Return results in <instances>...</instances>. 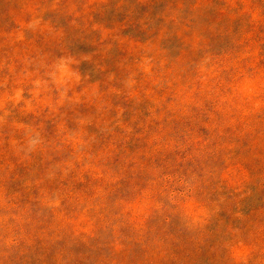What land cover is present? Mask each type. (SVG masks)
I'll use <instances>...</instances> for the list:
<instances>
[{
	"label": "rangeland",
	"instance_id": "1",
	"mask_svg": "<svg viewBox=\"0 0 264 264\" xmlns=\"http://www.w3.org/2000/svg\"><path fill=\"white\" fill-rule=\"evenodd\" d=\"M34 18L41 24L28 28ZM21 32L24 39L18 40ZM149 42L175 61L181 83L148 91L151 85L138 78L136 94L130 95L125 81ZM204 57L210 58L207 79L193 73ZM68 58L81 79L65 86L61 102L65 88L57 89L50 73ZM260 72L264 0H0V100L23 90L18 103L7 100L0 110V116L8 113L0 124V189L17 208L28 210L33 225L27 231L32 233L55 228L40 220L51 216L40 205L41 190L87 193L98 187L102 196L76 221L71 218L79 201L65 202L59 220L68 223L67 230H150L152 216L170 223L172 230H188L164 197L174 186L150 177L160 171L182 173L172 162L178 154L175 144L189 138L199 150L214 142L215 150L204 161L212 175L201 194L215 199L223 191L226 199L206 230L219 229L218 218L229 222L227 236L236 239L224 244L233 262L264 264V244L249 246L246 232L241 234L243 226L264 216V113L248 118L240 112L229 126L214 127L209 116L214 105L203 92ZM73 133L87 141L84 160L68 177L61 178L57 170V178L49 181V170L74 158L66 141ZM37 135L41 144L27 152L28 140ZM89 156L120 179L104 184L81 171ZM105 194L116 205H106ZM128 197L133 199L127 204ZM29 246L16 264L30 259L41 264L37 248Z\"/></svg>",
	"mask_w": 264,
	"mask_h": 264
},
{
	"label": "clouds",
	"instance_id": "2",
	"mask_svg": "<svg viewBox=\"0 0 264 264\" xmlns=\"http://www.w3.org/2000/svg\"><path fill=\"white\" fill-rule=\"evenodd\" d=\"M40 24L41 19L34 18L27 27L34 28ZM17 39L23 40L24 34L19 33ZM209 59V57H204L195 64L193 73L198 78L207 79L212 74L208 67ZM178 60L179 57H176V61ZM72 63L75 61L71 58L60 59L54 65L56 71L50 73L52 83L55 84L56 88H65L60 93L61 102L67 91L65 86H71L72 82L78 83L81 79L80 74L70 67ZM138 78H143L151 85L148 91L165 86L171 88L181 83V71L176 67L175 61L168 58L166 50L159 49L149 42L144 46L143 52L136 62L135 70L130 72L125 81V87L129 90L130 95L136 94ZM35 83L39 85L41 81L37 80ZM22 91V89H18L14 96L0 100V110L4 109L7 100L18 103L22 97ZM203 92L212 102V106L214 105V112H209L210 118L215 121L214 127L225 128L229 126L233 117L238 119L240 112H246L248 118L257 113H264V72L252 76H242L227 86L211 87L203 90ZM38 94L39 90L34 92V95ZM30 107L29 105V109ZM7 115V111H4V115L0 116V124L5 121ZM203 128L207 129V127ZM209 135L208 130L207 136ZM66 141L74 150V158L66 161L63 166L56 165V170H49L47 176L49 181H54L57 178V170L61 173V178L68 177L70 172L76 169L77 164L84 160L85 153L82 149L88 146L87 141L77 133L67 136ZM40 144L41 140L37 135V138L28 140L26 151L33 152ZM191 144L192 141L189 138L186 142L175 144L174 150L178 154L172 162L174 164L178 162V166L183 169L179 176H172L165 171H160L158 177H150V179L159 180L165 187L168 184L174 186L164 194L171 206L170 210L182 214L189 232L203 233L212 218L219 215L221 205L226 197L223 191L216 192L215 199L207 196V194H201L202 186L209 184V177L212 175L204 167V161L208 154L215 150V143L208 144L206 142L199 150L193 149ZM162 168L157 167V169ZM81 171L92 174L94 179L102 181L104 184L116 183L120 179L110 170L94 163L90 156L88 162L83 163ZM102 192L103 187H98L94 192L87 193H82L80 189L41 190L40 205L44 211L58 219L60 215L65 214V202L67 200L70 198L78 200L77 214L72 217V220L76 221L77 218L84 217L89 213L96 200L102 196ZM160 207L159 204L158 208ZM32 225V217L28 210L17 208L6 197L3 189H0V264H16L19 258L27 252L28 246L32 243L27 229Z\"/></svg>",
	"mask_w": 264,
	"mask_h": 264
},
{
	"label": "trees",
	"instance_id": "3",
	"mask_svg": "<svg viewBox=\"0 0 264 264\" xmlns=\"http://www.w3.org/2000/svg\"><path fill=\"white\" fill-rule=\"evenodd\" d=\"M138 193L139 190L134 191L135 196ZM108 196L104 195L105 204L116 205ZM126 199L128 204L133 197ZM45 219L48 227L53 225L54 230L29 232L33 241L29 248H37L41 264H237L231 258V248L224 244L228 241L233 244L236 236H227L229 222L221 218L216 219L219 229L203 233L172 230L170 223L166 226L160 217L152 216L150 230H91L83 234L73 227L67 230L68 223L63 224L59 217L43 215L40 218L44 222ZM130 221L128 217L126 223ZM245 232L247 245L262 247L264 216H256L248 228L243 226L241 234ZM34 262L30 259L28 264Z\"/></svg>",
	"mask_w": 264,
	"mask_h": 264
}]
</instances>
